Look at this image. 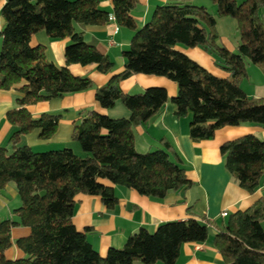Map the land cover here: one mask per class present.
Returning a JSON list of instances; mask_svg holds the SVG:
<instances>
[{
  "label": "trees",
  "instance_id": "trees-1",
  "mask_svg": "<svg viewBox=\"0 0 264 264\" xmlns=\"http://www.w3.org/2000/svg\"><path fill=\"white\" fill-rule=\"evenodd\" d=\"M112 1V12L102 8L101 0H6L1 9L5 25L0 89L24 83L15 99L17 107L7 112L16 127L11 146H0V191L14 182L21 200L12 210L14 217L0 219V264H176L184 243L210 238L208 220L166 221L154 231L141 228L122 247H111L103 256L89 241V228L81 231L74 224L78 194L99 195L108 209H114L119 202L115 185L162 199L193 184L182 157L168 140H162L164 148L137 150L134 127L159 114L169 95L161 86L125 92L121 82L132 75L163 76L177 83L178 92L172 98L176 114H191L189 134L195 141L213 139L224 126L264 125V96H251L241 86L248 76L246 60L264 73V0H210L216 5L215 14L191 0L170 1L157 6L141 27L132 15L139 0ZM219 17L237 22L235 51L221 40ZM112 20L134 35L123 51L124 70L97 86L90 76L73 74L69 66L95 63L100 72L109 73L114 62L86 42L76 24L105 25ZM40 30L52 39L70 38L64 66L47 59L45 45H31L32 36ZM179 44L204 48L229 75H215L177 49ZM91 88L104 108L121 102L131 113L112 117L94 109L81 110L73 139L83 155L71 147L35 151L20 143L22 135L34 129L40 130L42 139L52 137L61 119L60 113L34 117L29 105ZM221 154L235 181L254 193L264 177V140L245 134L224 142ZM15 226L29 227L30 233L15 240L24 256L10 259L6 251L13 245ZM212 241L225 264H264V195L248 209L229 214Z\"/></svg>",
  "mask_w": 264,
  "mask_h": 264
},
{
  "label": "crops",
  "instance_id": "crops-1",
  "mask_svg": "<svg viewBox=\"0 0 264 264\" xmlns=\"http://www.w3.org/2000/svg\"><path fill=\"white\" fill-rule=\"evenodd\" d=\"M177 0H139L132 15L139 27L148 22L155 8ZM196 2L198 0H191ZM202 1V0H201ZM6 0H0V42L1 31L5 25L1 16V9ZM203 2V1H202ZM104 9L113 11L112 0H101ZM264 19V10L262 11ZM217 19V28L222 42L232 51L238 47L239 39L223 35L220 22ZM82 31L86 42L94 44L108 55L114 62L109 73H102L97 64H71V72L78 76H90L97 86L106 84L109 79L125 68L123 51L128 48L134 31L120 27L115 20L105 25L76 24ZM232 38V39H231ZM70 38L52 39L46 30L36 32L31 39V45L43 44L46 46V57L58 66L66 64L65 48ZM177 49L206 67L219 77H226L228 72L218 67L214 57L202 47L190 48L177 45ZM254 75L242 81V88L251 96H264V73L258 66L252 67ZM250 76H252L250 78ZM24 82L15 84L10 89H0V146L10 147L9 140L16 130L7 118V112L17 107L16 98L21 94L19 87ZM161 86L168 91L169 100L163 110L146 123L134 127L136 148L140 152H148L164 148L163 139L168 140L183 159L188 177L193 184L189 187L171 191L162 199L149 197L138 193L126 186L115 185L119 202L114 209H108L99 195L78 194L76 196L74 224L78 230H87V237L94 248L105 256L111 247H122L128 237L145 228L154 231L159 224L172 220H184L190 217L200 221L208 220L210 238L204 242H187L182 245L180 256L176 264H225L219 249L213 244V236L222 230L228 215L239 210L251 207L264 195V177L261 185L254 193L241 187L225 166L221 154V145L245 134L253 133L264 140V125L241 124L238 126H224L217 130L213 139L195 141L189 134L191 114L179 117L176 114V105L172 98L177 95L176 82L163 77L149 74H134L121 82L125 92L137 93L147 87ZM34 117L42 113H60L61 119L57 131L48 139L40 138V130L34 129L22 135L21 144L31 146L35 151H46L71 147L76 153L83 155L78 141L73 139L74 122L79 112L84 109H94L112 117H129L128 110L121 102L112 108H104L96 99V89L76 92L59 98L42 100L28 106ZM105 183L110 184L107 180ZM21 204L20 197L14 182L9 183L0 191V214L14 217L12 210ZM191 207V209H190ZM228 211L227 216L222 212ZM1 219V215H0ZM30 233L26 226H15L12 229L13 245L6 251L10 259L24 256L15 243L19 237ZM134 264H142L135 262Z\"/></svg>",
  "mask_w": 264,
  "mask_h": 264
},
{
  "label": "rangeland",
  "instance_id": "rangeland-1",
  "mask_svg": "<svg viewBox=\"0 0 264 264\" xmlns=\"http://www.w3.org/2000/svg\"><path fill=\"white\" fill-rule=\"evenodd\" d=\"M202 1L198 0L195 2V4L199 5V6L204 5L207 7V10L209 12H211L213 14L216 13V5L215 4H213L210 0H202ZM221 18H225V19H222V21L220 22V26H221V30L223 32V35H229V36L232 35L233 36L232 38H234L236 36V38L239 39V31L237 29L236 20L231 18V17H221ZM179 45H182V44H179ZM182 46H184V45H182ZM254 66H257V65H254ZM246 67H247V72L249 73V71H250V75H252L253 79H255L256 76L254 75L255 73L252 69L253 63L248 62V60H246ZM258 68H260V67L258 66ZM252 76H250V78ZM0 215H1V219H5L6 217H8V215H5V214H0Z\"/></svg>",
  "mask_w": 264,
  "mask_h": 264
},
{
  "label": "built area",
  "instance_id": "built-area-1",
  "mask_svg": "<svg viewBox=\"0 0 264 264\" xmlns=\"http://www.w3.org/2000/svg\"><path fill=\"white\" fill-rule=\"evenodd\" d=\"M227 215H228V211L222 212V216H227Z\"/></svg>",
  "mask_w": 264,
  "mask_h": 264
}]
</instances>
